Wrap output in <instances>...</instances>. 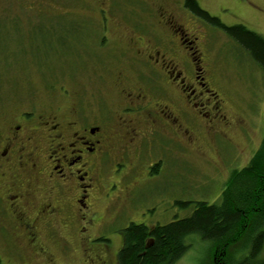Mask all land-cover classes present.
Masks as SVG:
<instances>
[{"label":"flooded vegetation","instance_id":"1","mask_svg":"<svg viewBox=\"0 0 264 264\" xmlns=\"http://www.w3.org/2000/svg\"><path fill=\"white\" fill-rule=\"evenodd\" d=\"M187 1L76 0L89 24L76 28L121 47V63L108 67L117 102L94 107L64 91L48 113L20 111L0 121V256L54 264L48 247L75 243L86 264H109L101 256L112 237L103 231L132 211L135 191L154 173L143 160L157 144L176 142L190 154L201 138L236 151L231 133L249 137L209 85L203 34L214 28ZM209 1L226 8L224 0ZM102 203L114 210L111 218L99 216Z\"/></svg>","mask_w":264,"mask_h":264},{"label":"rangeland","instance_id":"2","mask_svg":"<svg viewBox=\"0 0 264 264\" xmlns=\"http://www.w3.org/2000/svg\"><path fill=\"white\" fill-rule=\"evenodd\" d=\"M224 1L222 6L226 8L221 11L218 9L221 2L210 4L209 0H201L203 8L222 24L242 25L264 38V0ZM81 10L76 0H0V121L20 111L48 113L62 103L64 91H70L71 96L80 95L94 107L96 102L110 106L117 102L110 87L113 77L108 67L112 70L121 63V47L110 37L102 43L103 34L76 28L82 23L89 25ZM203 35L207 38L209 85L224 101L228 114L243 121L249 137L239 131L231 133L236 151L226 146L213 148L201 138L193 147L199 149L190 154H185L176 142L157 144L153 155L143 160L156 172L135 191L129 206L132 211L103 231L112 237L111 248L101 256L109 264H117L116 256L123 242L119 231L126 226L166 225L188 217L192 207L182 209L176 202L219 204L232 173L244 168L261 144L264 130L261 71L221 31L206 29ZM103 78L106 81L101 83ZM105 206L103 203L97 206L103 220L114 215V210L108 211ZM186 244L189 248L173 264H208L212 260L213 245L198 235L188 236ZM48 249L54 256V264H86L75 243L66 249L56 245ZM239 253L236 259L243 255ZM0 259L2 264H11V260L18 264L15 257L6 254ZM258 259H264V245ZM33 262L50 264L45 257Z\"/></svg>","mask_w":264,"mask_h":264},{"label":"trees","instance_id":"3","mask_svg":"<svg viewBox=\"0 0 264 264\" xmlns=\"http://www.w3.org/2000/svg\"><path fill=\"white\" fill-rule=\"evenodd\" d=\"M186 6H192L194 16L232 40L264 77V38L242 25L222 24L193 0ZM176 205L182 209L192 207L190 215L166 225L131 224L125 228L117 264H173L189 248L186 240L190 235L213 245L208 264H264V259H258L264 245V130L258 150L244 168L232 173L219 204ZM238 252L243 255L236 259Z\"/></svg>","mask_w":264,"mask_h":264}]
</instances>
